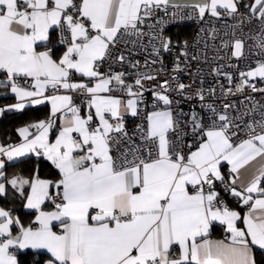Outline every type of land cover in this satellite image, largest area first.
Returning <instances> with one entry per match:
<instances>
[{"label":"snow or ice","instance_id":"obj_1","mask_svg":"<svg viewBox=\"0 0 264 264\" xmlns=\"http://www.w3.org/2000/svg\"><path fill=\"white\" fill-rule=\"evenodd\" d=\"M0 98V264H264V0H0Z\"/></svg>","mask_w":264,"mask_h":264},{"label":"trees","instance_id":"obj_2","mask_svg":"<svg viewBox=\"0 0 264 264\" xmlns=\"http://www.w3.org/2000/svg\"><path fill=\"white\" fill-rule=\"evenodd\" d=\"M174 31H175V29H174ZM186 31H188V32H192V28H188ZM6 102H7V101H5L4 99L0 98V104H4V103H6ZM7 126H9V121L5 120V121L0 122V133H2V130H3L5 127H7Z\"/></svg>","mask_w":264,"mask_h":264},{"label":"built area","instance_id":"obj_3","mask_svg":"<svg viewBox=\"0 0 264 264\" xmlns=\"http://www.w3.org/2000/svg\"><path fill=\"white\" fill-rule=\"evenodd\" d=\"M192 31H194V28H192ZM246 31H247V29H246Z\"/></svg>","mask_w":264,"mask_h":264}]
</instances>
